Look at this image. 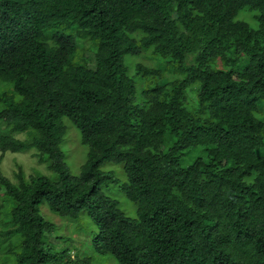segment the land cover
Masks as SVG:
<instances>
[{
	"label": "trees",
	"instance_id": "trees-1",
	"mask_svg": "<svg viewBox=\"0 0 264 264\" xmlns=\"http://www.w3.org/2000/svg\"><path fill=\"white\" fill-rule=\"evenodd\" d=\"M30 150L55 177L12 183L2 158ZM60 219L118 264H264V0H0V264H83Z\"/></svg>",
	"mask_w": 264,
	"mask_h": 264
},
{
	"label": "rangeland",
	"instance_id": "rangeland-1",
	"mask_svg": "<svg viewBox=\"0 0 264 264\" xmlns=\"http://www.w3.org/2000/svg\"><path fill=\"white\" fill-rule=\"evenodd\" d=\"M238 20L246 21L252 28L256 27L255 22L249 20V15L241 14L237 17ZM73 34L74 32H67ZM128 59H126L127 61ZM134 64L140 62L148 67H153L154 62L149 60V54H145L144 58H134ZM135 72L131 71L129 76L135 80L137 88H139L140 82L143 81L139 77L135 76ZM177 78L178 76H173ZM191 103H195L196 96L193 93H187ZM139 100V98H137ZM66 124V134L63 137L60 150L64 155V163L71 177H76L81 167L86 162V156L88 149L81 143V135L78 129L68 120H65ZM25 134H20L16 139L24 140ZM36 151L30 150L25 153L11 154L6 153L4 158L1 160V172L4 177L9 179L12 183H18L19 173L23 174L27 179L30 176L37 174L45 175L50 178H54L55 175L49 171L46 163H40L38 159L35 158ZM196 157V154L192 155V158ZM102 171L114 172L116 175L117 185L109 184L108 188L105 190L106 195L118 202V208L123 212V214L128 218H136V206L125 198L124 193L119 189L118 185L126 182V178L123 173V168L120 166L105 165ZM19 174V175H18ZM40 215L46 220H54L56 216L53 215L47 208L45 204H41L39 207ZM84 221L87 218L83 217ZM57 220H55L56 222ZM56 236L60 237L61 240H70V242L65 244H60L63 247H70V257L71 259H76L82 261L83 264H118L114 258L110 255H99L95 254L93 251L92 241L84 234L78 233L75 225L72 221L58 220L57 222ZM58 246V248H60Z\"/></svg>",
	"mask_w": 264,
	"mask_h": 264
}]
</instances>
